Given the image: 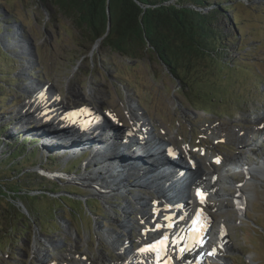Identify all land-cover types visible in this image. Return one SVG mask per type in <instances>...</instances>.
Returning a JSON list of instances; mask_svg holds the SVG:
<instances>
[{
	"label": "rangeland",
	"instance_id": "obj_1",
	"mask_svg": "<svg viewBox=\"0 0 264 264\" xmlns=\"http://www.w3.org/2000/svg\"><path fill=\"white\" fill-rule=\"evenodd\" d=\"M236 1L240 4L218 22L224 38L232 40L224 41L229 45L227 63L224 69L211 66L202 79V84L216 85L228 97L229 103L215 114L191 106L153 54L125 58L101 48L99 42L88 49L82 46L86 44L81 32L71 20L36 0H0L4 52L0 50V264H67L70 260L83 264V257L97 264L117 262L120 254L110 241L116 237L126 240L132 251L139 239V223L149 217L150 204L157 196L152 186L134 187L123 170L120 178L116 173L120 180H127L122 183L123 191L104 190V196L86 185L79 188L80 178L95 171L104 173L87 167L88 161H95L93 149L98 150L90 146L84 154L82 142H63L53 136L70 130L43 118L39 104L34 103L33 95L46 84L62 92L61 102L68 110L82 105L108 114L107 110L110 119L123 123L121 129L132 128V132L138 121L145 120L149 130L155 127L158 138L170 140L175 147L187 142L209 157L222 154L225 171L221 173V167L213 173H220L218 186L223 196L211 200L214 204L209 212L215 218L214 230L218 225L224 228L223 247L218 246L219 253L205 264H264V176L240 170L242 165L256 167L259 160L264 169V0ZM215 2L232 5L227 0ZM115 124L108 119L105 125L115 128ZM75 128L77 136L84 135ZM113 134L118 141L122 139L120 133ZM80 138L89 141L88 136ZM97 141L89 143L101 144ZM15 142L26 144V152L19 150L6 157L14 153ZM105 153L103 148L98 157ZM235 161L240 165L238 171L231 169ZM202 162L207 169L208 160ZM38 171L67 186L39 176ZM70 171L76 174L68 175L75 185L66 179ZM12 176L18 183L12 182ZM8 189L24 193L12 199ZM155 191L163 197L162 189ZM240 191L246 195L241 208L234 200ZM9 223L18 228L11 232ZM212 243L219 242L213 238Z\"/></svg>",
	"mask_w": 264,
	"mask_h": 264
},
{
	"label": "trees",
	"instance_id": "obj_2",
	"mask_svg": "<svg viewBox=\"0 0 264 264\" xmlns=\"http://www.w3.org/2000/svg\"><path fill=\"white\" fill-rule=\"evenodd\" d=\"M227 1L232 5L226 7L215 0H36L50 12L72 21L81 32V41L86 44L83 47L90 49L99 42L101 48L125 58L153 54L179 84L191 106L215 114L229 103L228 97L220 87L202 84V79L211 66L224 69L227 63L225 53L229 45L225 42L232 40L224 38L218 22L240 4L236 0ZM233 40L236 42L237 37ZM0 50L3 52L2 47ZM196 74L201 75L199 80ZM17 142L14 153L6 157L19 150L26 152V144ZM12 182L18 183L15 179ZM6 191L12 199L18 192L24 193L22 189ZM13 224L9 223L11 232L18 228Z\"/></svg>",
	"mask_w": 264,
	"mask_h": 264
},
{
	"label": "bare ground",
	"instance_id": "obj_3",
	"mask_svg": "<svg viewBox=\"0 0 264 264\" xmlns=\"http://www.w3.org/2000/svg\"><path fill=\"white\" fill-rule=\"evenodd\" d=\"M38 96H39V98H42V95H41L40 92L38 93ZM34 103H36L37 105L39 104L38 107L41 108V110L44 113V115L48 114L47 111H45V108L41 104L40 100H39V102L35 101ZM44 115L42 114V116H44ZM79 116L80 115H76L75 114L74 118L75 119H77V118L79 119ZM67 119L68 118L66 117V120ZM47 120H51V122L52 121L57 122L54 117L52 119L51 118H47ZM137 123H138L137 124V129L135 127L136 131L135 130L133 131L134 132L133 133L134 134V138L133 139H129L130 134L126 133V131H123V134H121V132H119L120 135H121L119 137L122 138L120 141H118V137L114 136V135H112L114 137H111V136L105 137L104 136V138L106 140H103V139H101L103 137H98V138H92L91 139L90 136H88V135L91 134L92 132L91 133H87L86 132V133H84V135L80 134L81 135L80 137L88 136V140L89 141H93L94 143H97L98 142L97 140L99 139L100 143L102 145L99 144L97 146H95L94 143L92 145V142L89 143V141L82 140L79 136H77L74 133L75 132L74 131V126L71 123H68V122H63L62 124H60L58 126L60 128L62 127L61 125H63L64 127H69L70 132L58 131V132H62V133H60L58 135H53V136L54 137H58L59 138L58 140L59 141L61 140L63 142L64 141H69V140H77L79 142H82L84 145H86L85 147H82V150L85 151L84 154L88 153V151H90V146H93V147H95L98 150V151H96L95 149H93V151H94V157L93 158H94L95 161L94 162H92V160L88 161L87 162L88 163L87 167L88 166H93L95 169H98V170L102 169L104 171V173H99L98 171H97L98 172L97 173L95 171L94 173L92 172L91 175H89V174L86 175L85 178H80L79 177L80 180H82V182H84V184L86 186H89L92 189H95L97 191H102L103 193H105V191L106 192H112V191H115V190L116 191H118V190L123 191L125 188L122 186V183L127 182V180H125V179L124 180H120L119 179L120 178V172L123 170L124 174H125V178H127V175H128V177L131 178V181L133 179L134 187H138V188L140 187L141 188V187H145L146 185L152 186V187H156L157 185H161L162 184V183H157V180L158 179H162L163 188L162 187H157V188L162 189L161 192L163 193V197L164 198H170L172 196L171 193L174 192V191L175 192L177 191V194H180L183 197L187 196L189 194V190L186 188V185L188 184L189 180L187 179L185 182H182L183 180H180V178L178 176L173 178V177H171L170 173H166V172L162 171V167H163V165H165L164 162L159 161L160 162L159 163L158 160H157L158 163H155V165H151V166L147 165L146 166L147 168L153 167V172H151V173H155L157 170H159V173L155 177L156 179L152 178L153 176L152 177L151 176L147 177V175L142 173V170L141 171L137 170L136 166H137L138 162L140 160H142V159L140 157H137L138 159L135 158V160H132L131 158L134 157V154H129L128 153L129 149H127V148H129L128 146H130L131 142H133L135 139H137V142H139L140 138H141V135H143V136L146 135L147 122L145 120H142L141 122L138 121ZM82 125H84V124H82ZM48 130L52 131L53 127L51 125H48ZM33 134L35 135V133H33ZM46 134L48 135L49 132H47ZM111 139H113V140H111ZM123 140H127V141L124 142ZM107 141H108V143H107ZM126 143H128V144H126ZM103 148L108 153L107 154L105 153L106 156H100V158H99L98 157L99 156L98 153L103 152ZM145 154H146V159H149L150 157L153 158L154 156L155 157L159 156V159H161L164 156V153L160 152L158 150H156L155 154H152V155L150 154V152H149V155H148V153H145ZM97 157H98V159H97ZM99 159H100V161L103 164L99 161ZM128 159H131V160L128 162ZM190 160L192 161L193 164L196 165L197 168L199 167L198 168V172L200 171L201 172L200 174H203V175L204 174L205 175H209L210 174L207 170H205L203 168V166H204L203 163L204 162H202L201 159H199L198 157H195V156L192 155ZM104 163H108V165H104ZM260 163H261V161L259 160V162L257 163L258 165H255L256 167H243V165L242 166L239 165V166L243 168V170L240 169L241 172L244 171V172H246L248 174H250L249 172H251L250 176L253 175V174H255L256 176L257 175L264 176V169H263L262 166L259 165ZM234 164L236 166H233V168L235 169V171H238L237 162H235ZM172 165L174 167H178L177 161L173 162L171 164V167H172ZM212 167H213V165H212ZM213 169H215V168H213ZM180 170H184V169L180 168ZM131 172H132L133 175H131ZM116 173H118L119 178H118ZM65 176L67 177L68 175H65ZM69 178H72V176H69ZM190 178H196L197 179V176L195 174H192L190 176ZM208 183H209V187L211 189V192H212V194H215V197H222L223 196V194L221 195V192L219 191V189H215L213 181H208ZM131 184L132 183H130V185ZM164 188L167 189V191H164L163 190ZM60 189H62V188H60ZM177 194H175V195L177 196ZM245 198H246L245 194L243 195L241 193V191L238 192V194L236 196H234V200H236L235 204L238 205V206H241L243 204V200H245ZM190 205H191V203L188 202L187 206L189 207ZM159 207L163 208L162 205H159ZM162 213H164V210H161V213H160V218L161 219L164 218V217H167L168 216L167 214H170V213L167 212V214L165 213V215H167V216H163ZM143 214H145V212H143ZM157 223H161V222L157 221L155 224H150L148 226L151 229L159 230L160 226H157ZM164 226H166V224H164ZM124 227L126 228V230H128L126 226H124ZM109 238H111V240H112V238H114V235L113 234L110 235ZM110 242H111V246L115 250H117V252L123 253V251H124V254H128V255L131 253L130 250L128 249L130 244L126 240L119 241L117 239V237H116L113 241H110ZM208 251L210 252V250H208ZM162 256L164 257V260H165V255H162ZM172 256L175 257V255L173 253H172ZM204 258H205V256H204ZM202 259H203V257H202ZM141 260H143V264H148V263L153 262L154 258L151 260L149 258V256H148V254H145L143 256H139L138 254L136 255L134 253L132 255L131 261L128 264H137L136 261L140 262ZM105 261H104V263H101V264H105L106 263ZM186 262H187V258H184V259L183 258H179V259H177V263L178 264H185Z\"/></svg>",
	"mask_w": 264,
	"mask_h": 264
},
{
	"label": "water",
	"instance_id": "obj_4",
	"mask_svg": "<svg viewBox=\"0 0 264 264\" xmlns=\"http://www.w3.org/2000/svg\"><path fill=\"white\" fill-rule=\"evenodd\" d=\"M108 18H109V28H110V26H111V17H110V13H109V10H108ZM38 174H39V176H42V177H44L45 179H51V180H53L54 181V183H59V186H67L65 183H62L60 180H58L56 177L54 178V176H52V177H50V176H48L47 174H45V173H43V172H37ZM66 179H67V181L69 182V183H71L72 185L74 184L75 185V183L77 184V182H75V181H73V177L72 178H69V176H67L66 177ZM83 183V184H82ZM82 183H80V184H77V185H79V188H84L85 187V184H84V182H82ZM81 186V187H80ZM62 188V187H61ZM86 188H88V187H86ZM91 189V188H90ZM91 191H92V189H91ZM71 196V195H70Z\"/></svg>",
	"mask_w": 264,
	"mask_h": 264
},
{
	"label": "snow or ice",
	"instance_id": "obj_5",
	"mask_svg": "<svg viewBox=\"0 0 264 264\" xmlns=\"http://www.w3.org/2000/svg\"><path fill=\"white\" fill-rule=\"evenodd\" d=\"M198 195H201L202 196V194H200L199 192H198ZM202 202H203V199H202Z\"/></svg>",
	"mask_w": 264,
	"mask_h": 264
}]
</instances>
